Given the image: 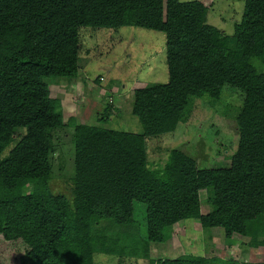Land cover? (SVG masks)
<instances>
[{
    "label": "trees",
    "instance_id": "1",
    "mask_svg": "<svg viewBox=\"0 0 264 264\" xmlns=\"http://www.w3.org/2000/svg\"><path fill=\"white\" fill-rule=\"evenodd\" d=\"M206 18L199 1L0 0V264H94L96 253L216 264L150 257L152 243H164L167 229L190 219L221 228L229 244L237 235L264 250V0H245L231 37ZM124 27L165 35L168 82L131 89L141 134L73 118L65 124L45 80L77 77L81 28ZM225 87L242 98L229 167L200 168L174 149L163 163H150L148 142L186 123L195 99L215 106ZM107 107L97 119L105 125ZM58 130L73 133L70 198L50 188L51 134ZM204 190L208 211L201 214ZM134 203L144 207L142 232Z\"/></svg>",
    "mask_w": 264,
    "mask_h": 264
},
{
    "label": "rangeland",
    "instance_id": "2",
    "mask_svg": "<svg viewBox=\"0 0 264 264\" xmlns=\"http://www.w3.org/2000/svg\"><path fill=\"white\" fill-rule=\"evenodd\" d=\"M199 1L207 7L206 23L227 36L233 35L234 25L242 18L245 0H179ZM81 51L75 79L47 78L52 98H58L64 108V123L82 115L85 125L141 134L136 117L131 114L133 96L130 89L166 84L168 73L165 60V35L135 27L112 29H80ZM102 79V80H100ZM242 98L225 87L220 100L211 106L206 97L195 99L188 121L180 123L173 134L148 142L149 162L163 163L170 149L178 150L197 161L200 168H227L238 145V133L233 115L238 113ZM111 104V105H110ZM113 104V105H112ZM110 109L109 122L97 121ZM51 134L53 155L50 188L53 193L71 197L70 177H74L72 130ZM18 136L22 135L19 130ZM12 143L1 157L7 156ZM167 154V156H166ZM166 162V161H165ZM156 165V164H155ZM207 191L200 192L201 214L208 211ZM135 221L142 232L145 226L144 207L134 203ZM170 239L150 245L152 259H176L194 256L213 259L216 264H263L264 250H253L234 235L233 244L225 240L221 228L202 229L197 220H185L170 229ZM94 264H147L144 260L125 259L96 253ZM233 261V262H232Z\"/></svg>",
    "mask_w": 264,
    "mask_h": 264
},
{
    "label": "crops",
    "instance_id": "3",
    "mask_svg": "<svg viewBox=\"0 0 264 264\" xmlns=\"http://www.w3.org/2000/svg\"><path fill=\"white\" fill-rule=\"evenodd\" d=\"M130 91V93H131V89L129 90ZM54 99H58V98H54ZM60 101V100H59ZM60 105H62V103H61V101H60ZM111 105V104H110ZM113 105V104H112ZM64 108H61V111L63 110ZM111 109H113V108H111ZM80 114L82 113V115H80V116H76L75 117V120H76V122L78 123V124H83V125H85L89 120H88V117H86V118H84L83 117V112L82 111H80L79 112ZM62 116H63V122H64V112L62 111Z\"/></svg>",
    "mask_w": 264,
    "mask_h": 264
},
{
    "label": "built area",
    "instance_id": "4",
    "mask_svg": "<svg viewBox=\"0 0 264 264\" xmlns=\"http://www.w3.org/2000/svg\"><path fill=\"white\" fill-rule=\"evenodd\" d=\"M100 80H102V79H100Z\"/></svg>",
    "mask_w": 264,
    "mask_h": 264
}]
</instances>
